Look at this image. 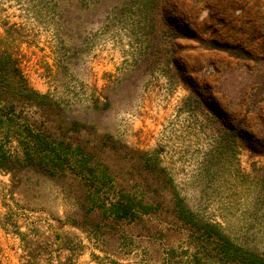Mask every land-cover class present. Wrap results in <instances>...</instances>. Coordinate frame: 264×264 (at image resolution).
<instances>
[{
    "label": "rangeland",
    "instance_id": "1",
    "mask_svg": "<svg viewBox=\"0 0 264 264\" xmlns=\"http://www.w3.org/2000/svg\"><path fill=\"white\" fill-rule=\"evenodd\" d=\"M4 29L106 179L0 174V264H264V0H0Z\"/></svg>",
    "mask_w": 264,
    "mask_h": 264
},
{
    "label": "trees",
    "instance_id": "2",
    "mask_svg": "<svg viewBox=\"0 0 264 264\" xmlns=\"http://www.w3.org/2000/svg\"><path fill=\"white\" fill-rule=\"evenodd\" d=\"M4 32L6 35L0 36V174L13 181L26 169L47 170L49 176L69 170L103 185L106 177L101 179L93 173L91 159L78 138L64 133V126L74 122L64 118L48 94L29 85L20 57L15 54L19 51L12 50L11 36L7 29ZM13 201V192L0 180V205L6 213L17 215ZM100 207L117 218L134 214V206L125 197L104 201Z\"/></svg>",
    "mask_w": 264,
    "mask_h": 264
}]
</instances>
